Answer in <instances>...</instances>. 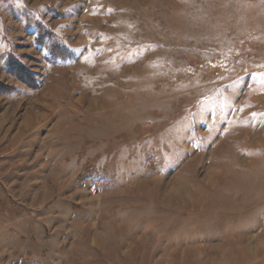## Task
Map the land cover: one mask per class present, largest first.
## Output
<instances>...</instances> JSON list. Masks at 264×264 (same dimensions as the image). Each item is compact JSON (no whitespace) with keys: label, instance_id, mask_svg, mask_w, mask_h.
Here are the masks:
<instances>
[{"label":"rangeland","instance_id":"374dc122","mask_svg":"<svg viewBox=\"0 0 264 264\" xmlns=\"http://www.w3.org/2000/svg\"><path fill=\"white\" fill-rule=\"evenodd\" d=\"M0 264H264V0H0Z\"/></svg>","mask_w":264,"mask_h":264}]
</instances>
